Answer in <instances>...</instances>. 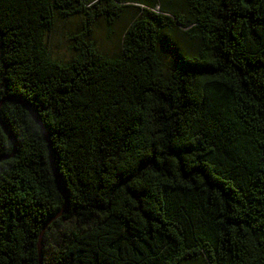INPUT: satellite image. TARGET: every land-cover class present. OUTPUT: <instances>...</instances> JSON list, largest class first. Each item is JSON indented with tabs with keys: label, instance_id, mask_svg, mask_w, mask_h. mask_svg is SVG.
Segmentation results:
<instances>
[{
	"label": "trees",
	"instance_id": "16d2710c",
	"mask_svg": "<svg viewBox=\"0 0 264 264\" xmlns=\"http://www.w3.org/2000/svg\"><path fill=\"white\" fill-rule=\"evenodd\" d=\"M124 19L109 56L95 34ZM39 245L41 264H264V0H0V264Z\"/></svg>",
	"mask_w": 264,
	"mask_h": 264
},
{
	"label": "rangeland",
	"instance_id": "374dc122",
	"mask_svg": "<svg viewBox=\"0 0 264 264\" xmlns=\"http://www.w3.org/2000/svg\"><path fill=\"white\" fill-rule=\"evenodd\" d=\"M77 20L71 19L67 21L56 22L49 36V47L51 50V55L53 58L57 59H68L70 53L68 51L67 37L69 34L76 30ZM126 20L124 19L122 25L114 29V34L112 38H107V30L100 27L96 34V44L99 49L105 52L107 55H117L121 52L122 45V32Z\"/></svg>",
	"mask_w": 264,
	"mask_h": 264
},
{
	"label": "water",
	"instance_id": "95a60500",
	"mask_svg": "<svg viewBox=\"0 0 264 264\" xmlns=\"http://www.w3.org/2000/svg\"><path fill=\"white\" fill-rule=\"evenodd\" d=\"M33 118H34L38 123H40V121H39L35 116H33ZM4 130H5V133L7 134V136L11 139V135L6 131L5 128H4ZM47 141H48V144H49V147H50V142H49L48 137H47ZM51 166H52V169H53L54 175H55V177L57 178V175H56L55 169H54V167H53L52 159H51ZM42 236H43V231H42V233H41V235H40V237H39V242H41V240H42ZM38 249H39V264H41V258H40L41 247H40V245H39V248H38Z\"/></svg>",
	"mask_w": 264,
	"mask_h": 264
}]
</instances>
